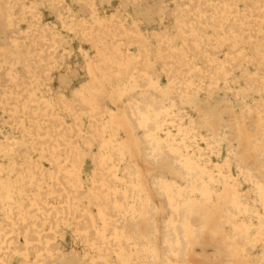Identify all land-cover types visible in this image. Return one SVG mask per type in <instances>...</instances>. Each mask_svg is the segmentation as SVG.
Here are the masks:
<instances>
[{
	"label": "bare ground",
	"instance_id": "bare-ground-1",
	"mask_svg": "<svg viewBox=\"0 0 264 264\" xmlns=\"http://www.w3.org/2000/svg\"><path fill=\"white\" fill-rule=\"evenodd\" d=\"M111 1L0 0V264H264V0Z\"/></svg>",
	"mask_w": 264,
	"mask_h": 264
},
{
	"label": "rangeland",
	"instance_id": "rangeland-1",
	"mask_svg": "<svg viewBox=\"0 0 264 264\" xmlns=\"http://www.w3.org/2000/svg\"><path fill=\"white\" fill-rule=\"evenodd\" d=\"M118 3L116 2V0H112L109 4L105 5L104 7V10L107 12V13H110V12H113V11H116V7H118ZM125 13V16L126 17H131L133 15L132 13V10H128L126 9L124 11ZM43 18L46 20V21H50L51 18H50V15L48 13L44 14L43 15ZM66 33L68 36H69V42L71 44H73V48H74V52H78V46L79 44L77 43V39L75 37V35L71 34V33H68V32H64ZM83 63V61L80 60V58L78 56H75L72 58L71 60V65L74 66V67H79L81 64ZM85 81V77L82 75L81 72H79V74H77L75 76V79H73L71 81V84H72V87H74V84L78 85L80 82H83ZM2 122H4V118L2 116H0V123L2 124ZM67 243V242H66Z\"/></svg>",
	"mask_w": 264,
	"mask_h": 264
}]
</instances>
